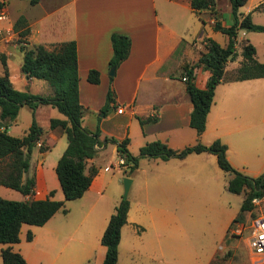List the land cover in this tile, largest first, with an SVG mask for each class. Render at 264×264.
<instances>
[{"label":"crops","instance_id":"1","mask_svg":"<svg viewBox=\"0 0 264 264\" xmlns=\"http://www.w3.org/2000/svg\"><path fill=\"white\" fill-rule=\"evenodd\" d=\"M0 1L4 2L3 8L9 18L14 21L19 16L25 18L29 28L25 42L28 47L42 44L51 49L61 42L75 40L79 101L84 107L81 124L90 131L99 128V141L101 142L99 145H95V155L86 161L85 173H88L91 166L97 169V173L84 194L78 199L65 201L67 212L57 211L42 226H25L26 224H23L20 231L24 227L28 228L32 232V239L28 243H22L19 239V242L10 244V246L12 250L23 255L27 264H102L106 248L100 240L103 230H105L103 228L108 207H104L106 200L104 202L102 198L101 176L98 175L99 168L95 159L109 150L115 152L118 157V161L113 163L112 167L123 166L120 164L123 158L119 155L117 144L112 141L105 142L104 138H115L118 141L128 138L126 148L132 155L137 154L140 147L147 142L155 140L165 142L175 150L189 146L197 140V136L191 130L193 128L189 125L193 104L186 92L185 82L180 77L182 78L184 66L193 65L200 53L205 51V42H202L204 38L210 37L216 40L219 31H215L212 27L214 14L216 13L217 18L224 26L232 23L230 1H225V11L230 13L226 18L223 17L220 9L218 10L216 0L211 11L204 10L198 13H195L191 8L190 0H161L157 2L156 0H133L136 3H146L144 7L135 11L128 8L130 0H52L53 2L46 7L43 0H37L35 4H30L28 12L19 13L15 17H10L5 0ZM261 2L262 0H259L256 4L247 6L242 13H251ZM246 3L241 7H244ZM195 15L198 19L203 20L204 24L198 32L199 38L191 37L192 20ZM10 23L13 24L11 20ZM206 23L210 25L208 29L205 28ZM13 32L14 38L18 36L17 32L14 30ZM113 32L128 35L131 46L128 57L115 69V75L110 76L109 60L113 53L110 35ZM188 37L191 38V41L196 39V53L190 45L191 41L187 40ZM14 38L0 41V61L3 65V73L0 75H3L6 70L10 82L17 90L44 97L51 96L53 90L46 81L27 77L26 73L22 71L24 53ZM243 39L252 43L257 53V46L251 37L245 36ZM16 51H20L21 61L18 63L19 72L12 74L9 71L8 61L16 57ZM255 56L258 60L257 54ZM230 62L228 61L226 64L225 75L228 72H233L239 66L228 69ZM91 69L97 70L100 74V81L97 84H92L86 79L88 71ZM178 70L179 77L175 75ZM193 75L195 85L198 88H205L210 75L209 70L201 66L194 67ZM111 77H113L112 81ZM37 80L43 82H37ZM251 80L253 79L222 80L219 83H226L221 90L226 95L224 100L227 105L220 109L213 97V103L206 117L205 130L199 137L201 140L204 139L206 142L219 139L226 144L227 149L231 146L229 137L231 134L239 132V129L233 128V123L229 122L230 115L236 113L235 100L231 96L235 92L243 90L244 99L251 101L253 94L248 89L252 84ZM110 83L115 90V103L103 115L101 108L104 106ZM24 108L28 112L21 114ZM118 108L122 109L121 112L118 111ZM148 116H156L157 119L141 124L139 118L144 119ZM34 117L44 131L42 140L49 146V149L40 152L41 141L32 149L29 168L23 174V180L33 177L34 191L32 195L21 193L20 200H37L47 197L63 200L64 195L55 172V166L68 142L61 128H50V119H65V116L52 105H39L34 110ZM32 118V110L27 105H23L19 109L17 117L6 125L7 132L12 136H23L31 125ZM209 128L210 136L206 137ZM191 155L192 153L184 158H178L179 162L177 164L173 162L171 165L184 166L186 161L192 157ZM171 159L173 158L168 160L157 158L158 161L153 163V167L152 165L147 166L146 170L150 174L143 177L145 185H154L158 179L155 167L162 169L168 165L167 163ZM139 169L145 171L144 167L140 168L138 165L135 171L127 175L132 180L131 184H133L134 175ZM104 171H107L106 166H104ZM180 172L182 176H191L186 167L180 168ZM13 190L0 185V197L18 198L16 193L12 192ZM52 191L53 194L50 195ZM129 212L130 209L127 212V219ZM123 226L118 244V257ZM98 242H100V246L97 244ZM7 246L8 244H0V250ZM118 257L116 264H118ZM171 257L169 256L167 264L172 262ZM0 264H2L1 258Z\"/></svg>","mask_w":264,"mask_h":264},{"label":"trees","instance_id":"2","mask_svg":"<svg viewBox=\"0 0 264 264\" xmlns=\"http://www.w3.org/2000/svg\"><path fill=\"white\" fill-rule=\"evenodd\" d=\"M37 0H29L35 4ZM231 5L232 23L224 26L214 14L213 29L228 37V43L221 46L214 39L205 38V51L201 52L197 61L191 65H185L184 71L187 74L185 82L186 92L189 96L193 109L190 113L189 125L198 136L205 130L206 117L213 103L216 86L222 81H242L264 77V62L256 59V48L248 40H241L242 58L239 66L225 75V67L228 61L236 58L235 45L237 43L238 29L243 28L250 31L264 32V25L256 24L251 19V13L241 14L239 8L247 0H229ZM215 0H190V6L195 13L211 9ZM4 2L0 1V9ZM14 31L19 37H27L29 28L25 18L19 16L14 22ZM112 46V57L109 60V68L115 69L128 57L131 40L126 34L113 32L110 35ZM26 42V41H25ZM24 53L21 69L27 77L42 79L52 88L51 96L44 97L31 94L27 91H20L13 87L5 70L0 75V185L17 190L23 195H32L34 188L33 177L23 180V174L28 171L32 149L41 141L40 152H45L49 146L44 144L41 126L34 117V110L39 105H52L61 112L65 119H50V128H61L67 137V147L60 156L55 166V172L62 189L64 199L32 200H11L0 197V244H8L0 250L2 264H27L20 252L12 250L10 244L19 242L20 230L23 224L42 226L57 211L67 212L65 201L80 198L89 188L97 169L89 167L85 173L86 161L96 153L95 145H99L100 130L90 131L82 126L81 118L84 107L79 101V75L77 68V46L75 40L61 42L49 49L42 44L32 47H20ZM3 64L4 61L2 60ZM203 67L209 70L205 88H198L194 82V67ZM87 81L97 84L100 81V74L97 70L88 71ZM113 77L110 78L112 81ZM115 103V90L110 83L104 106L101 113L106 114L107 110ZM27 105L33 114L31 125L21 137L10 135L6 125L13 121L19 109ZM156 116L139 118L141 124L146 121H156ZM105 142L112 141L117 144V150L124 159L123 166H127L130 175L138 166L140 157L160 158H184L190 153L208 152L216 157L218 166L231 177L227 181L226 188L229 192L244 193L238 215L233 219L237 221L242 213L251 211L254 208L253 199L264 197V174L256 178H249L237 172L226 156L227 146L219 139L209 145L196 143L186 146L180 150L170 148L165 142L155 140L147 142L140 147L137 155L128 152L126 145L128 138L118 141L115 138H104ZM53 191L50 192V195ZM129 209L128 200L121 199L111 214L107 226L101 236V244L105 246V256L102 264H116L118 257V244L120 240L121 227L127 222ZM229 226V228H230ZM30 231L26 239H32Z\"/></svg>","mask_w":264,"mask_h":264},{"label":"rangeland","instance_id":"3","mask_svg":"<svg viewBox=\"0 0 264 264\" xmlns=\"http://www.w3.org/2000/svg\"><path fill=\"white\" fill-rule=\"evenodd\" d=\"M225 1L216 0L218 10L220 9L224 18L230 15L225 11ZM258 1L248 0L244 7L239 8V13L243 14L247 6H252ZM5 2L10 17L28 12L31 6L29 0H5ZM43 2L46 7L53 1L43 0ZM145 5L144 2L136 3L130 0L128 8L135 11ZM251 19L256 24L264 25V0L251 12ZM10 20L14 30L15 21L12 18ZM192 23L191 37L199 38L198 32L204 25L203 20L195 15ZM4 24L5 22L0 21V26ZM209 27L210 25L206 23L205 28ZM245 36L251 37L254 41L257 46L258 61L264 62V33L240 28L235 45L236 58L229 63L228 69L238 66L243 60L241 40ZM26 40L27 37L14 38L20 47H27ZM187 40L191 41V38L188 37ZM215 41L225 46L227 35L218 32ZM195 42L196 39L190 42L194 53L197 50ZM202 42H205V38ZM20 56V51H16V57L8 61L9 71L12 74L19 72ZM2 73L3 65L0 61V74ZM176 73L175 75L179 77V70ZM226 74L230 76L229 72ZM37 82L43 81L37 80ZM251 82V86L248 87L253 94L251 101L244 99L243 90L231 96L235 100L236 113L231 114L228 120L230 124L233 123V128L239 129V132L229 137L231 146L226 154L228 161L237 172L249 178H256L264 174V78L253 79ZM225 85L226 83L218 84L215 89L214 101L220 109L227 105L224 100L226 95L221 90ZM22 112L27 113L28 110L24 108L21 114ZM191 130L197 136V140L190 145L196 143L209 145L215 140L205 142L204 139L199 138L196 131ZM209 136L210 128L206 133V137ZM191 156L181 167L171 165L173 162L176 164L179 162L176 157H173L162 169L155 167L158 179L154 185H145L143 177L150 174L146 167L149 165L153 167L157 158H139L138 165L140 168L144 167L145 171L139 169L135 173V180L128 193L130 212L122 230L118 264H167L169 256H172L170 264H251L248 226L252 218L264 214V197L254 201V208L242 213L241 217L230 226L239 213L244 193L235 194L227 190L226 180L231 174L218 167L213 154L192 153ZM117 161L116 153L109 150L95 159L99 168L98 175L101 176L102 198L104 202L106 200L104 207H108L103 229L106 228L110 215L114 213L115 207L122 199L123 179L129 175L127 166L112 167ZM104 166L107 167V171H104ZM184 167L191 176H182L180 168ZM12 192L16 193L18 198L11 200L21 199L20 192L17 190ZM240 226L242 229L246 228L242 233H238ZM28 231L30 230L26 227L20 231L22 243H28L26 239ZM97 244L99 245L100 242Z\"/></svg>","mask_w":264,"mask_h":264},{"label":"built area","instance_id":"4","mask_svg":"<svg viewBox=\"0 0 264 264\" xmlns=\"http://www.w3.org/2000/svg\"><path fill=\"white\" fill-rule=\"evenodd\" d=\"M0 21L5 22L6 24L4 26H0V41L14 38V32L12 24L10 23L9 15L3 7L0 9ZM181 79L182 81H186L187 74L185 71L183 72ZM121 110V108H118L119 112H121ZM120 164H124V159H121ZM256 200L258 199H253V202H256ZM243 230H246V228L242 229V226H240L238 233H242ZM248 231V245L252 256L251 264H264V214L251 219Z\"/></svg>","mask_w":264,"mask_h":264},{"label":"water","instance_id":"5","mask_svg":"<svg viewBox=\"0 0 264 264\" xmlns=\"http://www.w3.org/2000/svg\"><path fill=\"white\" fill-rule=\"evenodd\" d=\"M109 75H110V76H114V75H115V68H114V67L110 68V70H109ZM0 127H4V123H3V122H0ZM131 181H132V180H131V178H129V177H125V178L123 179L124 191H123V196H122V198H123L124 200L127 199L128 192H129L130 185H131Z\"/></svg>","mask_w":264,"mask_h":264}]
</instances>
